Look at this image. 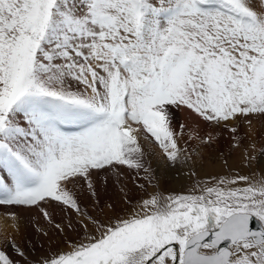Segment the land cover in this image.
<instances>
[{
  "label": "snow or ice",
  "instance_id": "1",
  "mask_svg": "<svg viewBox=\"0 0 264 264\" xmlns=\"http://www.w3.org/2000/svg\"><path fill=\"white\" fill-rule=\"evenodd\" d=\"M174 110L234 134L264 119V0H0V209L82 233L35 264H264V176L87 210L150 173L142 141L180 162ZM10 246L25 257L5 240L0 264Z\"/></svg>",
  "mask_w": 264,
  "mask_h": 264
},
{
  "label": "bare ground",
  "instance_id": "2",
  "mask_svg": "<svg viewBox=\"0 0 264 264\" xmlns=\"http://www.w3.org/2000/svg\"><path fill=\"white\" fill-rule=\"evenodd\" d=\"M178 115L179 110H174V118L177 120ZM257 119L258 118H254L251 124L243 122L237 126L238 134H244L243 131L245 130L249 135V144H246V141L241 139L239 136L237 139H231L234 136L231 137L229 131L223 127L212 128L217 138L215 139V142H212L211 144L210 142L204 141L205 136L202 137L203 139H196L198 141L195 143L192 142L186 130L184 131V135L186 137L182 140V143L188 144L189 147L194 146V144L198 146L199 149L197 151V159L195 161L198 166H201L200 164L204 166L206 155L207 159L205 160V163L213 165L211 157L208 156L212 155L214 158H220L225 167L230 165L233 169L243 166L245 167V170L252 169L254 172H260L263 170L262 167L257 166L256 155L258 154L259 148H264L261 147L260 144L261 141H264V124H262V130H259L258 125H260V123L258 121L261 122V119H258V121ZM142 143L147 148V152L144 157L145 162L150 165L151 169L156 170L158 181L161 186L168 182V169L170 166L185 169V167L195 165L194 161H192L190 157L188 160L184 161V163L181 162V158L180 162L173 165L161 156L158 148L152 147L147 141H142ZM234 143L238 145L237 148L231 147ZM181 146L183 147L182 144ZM247 159H250L251 161L248 162V164ZM217 169H219L218 165ZM133 173L134 170H128L125 168L124 175L120 176L119 180L115 175H112L107 183L102 181L98 189L97 199L99 200V204L96 203V199H92L85 194V202L88 203L87 210L92 214L99 215L103 218L105 213L108 215L112 214L113 209L109 208L108 205H113L117 213L123 214L125 211L132 208L134 200L139 198V195L140 198H145L147 189H145L144 192L139 190L137 181L141 179L137 178V176ZM157 189L158 188L155 190L157 191ZM151 194L153 193L151 192ZM25 216L26 220L21 219L13 223L11 218L4 216L3 210L0 209V244H3L5 240H7L10 245H16L21 248L25 252V256L28 254L32 256L35 254L34 250H36L44 259L45 256L52 255L58 248H64V240H75L80 238V235H82V233L72 231L71 229L67 230L66 233H60L57 235L54 230V225H49L46 221L39 219L35 213H32L30 216L25 213ZM55 219L57 222L60 221L59 213L56 214ZM64 223L66 224L67 220H65ZM41 227H43L49 235H44L40 230ZM28 249L29 252L26 254V250ZM7 250L15 252V248L11 246L8 247ZM32 258L33 257H31V259Z\"/></svg>",
  "mask_w": 264,
  "mask_h": 264
},
{
  "label": "rangeland",
  "instance_id": "3",
  "mask_svg": "<svg viewBox=\"0 0 264 264\" xmlns=\"http://www.w3.org/2000/svg\"><path fill=\"white\" fill-rule=\"evenodd\" d=\"M258 119H261V118H258ZM258 119H257V121H258ZM175 120L179 124L184 126V130L187 131L188 136H190V139L194 143L196 141H198L199 139H201V137H203V136H205L204 141L210 142V144L212 142H215V139L217 138L216 134L212 128L205 125L197 116H195L194 114H192L190 112H187L185 110H179L178 120L177 119H175ZM258 122L260 123V125H258L259 130H262V128H263L262 124H264V119H261V122L260 121H258ZM229 133L231 134L230 135L231 137L234 136L231 139H237L239 136L241 139L246 141V144H249L248 140L250 138H249V135L246 133L245 130L243 131L244 134H238V133L234 134L231 132H229ZM185 137L186 136L184 135L181 139L183 140ZM190 139H189V141H190ZM196 139H198V140H196ZM204 141H201V142H204ZM260 144H261V147H264V141H261ZM182 145H183L182 148L185 149L186 151L184 153V156H182L181 162L184 163V161L188 160L190 157L192 159V161H194L195 165L185 167V169H183V168L179 169L177 167L170 166V168L168 169V171H169L168 182H166V184L162 185V186L160 185V183L158 181V176L156 174L155 169L150 168V173H148V174H145L141 170L139 176L137 177L141 180L137 181V185L139 187V190H142V192H144L145 189H147V192L145 193L146 197L140 198V195H139L138 196L139 198L134 200V204L132 205V208L134 206L139 205L143 199H146L150 195H152L151 192L153 194L162 193L165 196L175 195V194H185L191 190L192 186L194 184H196L197 181L205 182V181H208L211 177H215V176H221V177L229 176V175L230 176H236L237 174H239V175L249 176L253 180L259 179V178H261V176H264V172H263L264 171V159H263L264 148H259L258 154L256 155L257 166L262 167L263 171L254 172L252 169L245 170V167H243V166L233 168V169L231 168L230 165L225 167L224 164H222L220 158H214V157H212V155H208V156L211 157L213 165H211L210 163H205V160L207 159V155H206L205 160H204V166L202 164H200L201 166H198L195 162L197 159L196 154H197V151L199 149L198 146L194 144V146L189 147L188 144H184V143H182ZM233 145L231 146L232 148L238 147V145H236L235 143ZM200 150L202 151L201 148H200ZM248 162H251L250 159H247V164H248ZM227 164H229V163H227ZM217 165L219 166V169H217ZM250 165H251V163H250ZM146 166L150 167L149 164H146ZM141 183L144 185L143 188L140 187ZM156 188H158L157 191L155 190ZM7 251L9 252V254H11L19 262V264H35V262L37 260H39V261L43 260V258L39 254V252L36 250H34V253L36 255L33 254L34 256L33 255L30 256L28 254L25 257H18V256H16L14 251H12V252L9 250H7ZM27 252H29V249L26 250V254H27ZM31 257H33V258L31 259Z\"/></svg>",
  "mask_w": 264,
  "mask_h": 264
}]
</instances>
